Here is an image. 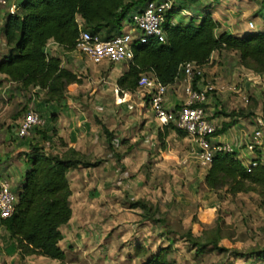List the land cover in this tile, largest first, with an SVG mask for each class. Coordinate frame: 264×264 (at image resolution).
Segmentation results:
<instances>
[{
  "label": "rangeland",
  "instance_id": "rangeland-1",
  "mask_svg": "<svg viewBox=\"0 0 264 264\" xmlns=\"http://www.w3.org/2000/svg\"><path fill=\"white\" fill-rule=\"evenodd\" d=\"M209 1L204 0V3L210 6ZM221 4L219 6L225 9L234 5L232 19L244 22L247 29L248 23L252 22L254 28L249 31L264 29V0H230ZM0 14L5 16L2 9ZM184 18L188 20L190 17L185 15ZM1 26L0 21V58L7 51ZM47 51L59 57L64 67L82 77L83 83L78 88L67 90L66 100L70 102L67 108L85 112L89 117L94 137L90 153L92 158L98 156L104 162L83 177L86 180L84 185L77 183L76 171H70L69 179L75 181L70 202L72 217L62 230L60 243L66 259L59 262L29 256L19 258V264H142L143 255H137L136 247L145 242L147 253L156 252L159 247L166 246L167 241L160 237L162 229L159 226L143 222L135 214L138 211L130 210L128 202L137 199L159 203L161 212H166L168 226L180 235L191 230L193 238L202 242L220 222L221 235L229 250L246 252L264 246V213L258 208L259 197L249 193L219 199L204 188L201 183L203 172L194 156L196 148L174 134L164 139L163 147L162 141L158 140L160 126L148 105L143 107L142 104L141 92L145 91L138 89L129 100L118 91L115 81L127 69L126 65L97 66L75 53L66 57L52 48ZM238 60L237 55L222 51L205 69V76L214 69L215 75L209 80L218 76L220 71V83H235L247 99L244 103L237 94L233 100H230L231 96L218 98L215 93L209 97L214 98L208 107L215 108L211 118L217 119V130L229 120L235 124L246 121L250 128L256 119L264 123V81H246V74L239 72ZM0 89L3 91H0L1 141L13 135L25 112L46 103L37 89L21 90L6 80H0ZM232 111H241L243 115L226 116ZM101 125L113 133V148L123 158L116 160L112 152L105 149ZM13 137L3 145L14 143ZM244 145L242 143L238 150L244 149ZM9 184L15 192L20 186V182ZM93 189L98 190L97 197H89L88 191L92 193ZM166 204L170 206L166 207ZM175 247L179 249L174 254L177 262L181 261L182 252L193 255L183 240L176 242ZM189 264H264V260L234 259L227 254L217 256L211 253L195 258Z\"/></svg>",
  "mask_w": 264,
  "mask_h": 264
},
{
  "label": "trees",
  "instance_id": "trees-1",
  "mask_svg": "<svg viewBox=\"0 0 264 264\" xmlns=\"http://www.w3.org/2000/svg\"><path fill=\"white\" fill-rule=\"evenodd\" d=\"M148 1L19 0L16 13L5 14L2 21L1 34L7 51L0 58V75L21 90H39L44 102L58 104L65 99L67 90L70 87L78 88L83 79L63 67L59 57L48 54L47 43L53 41L62 51L72 53L80 25L102 39L112 38L121 33L130 14L142 9ZM182 8L180 3L174 1L168 18L178 15ZM219 28L220 24L210 13H206L198 23L190 15L187 22L166 24L164 43L155 39L145 44L134 42L133 58L115 81L118 91L125 100H129L130 95L138 89L140 75L147 72H151L161 84L171 86L177 80L184 79L182 66L185 63L195 62L205 66L212 53L222 51L238 54L241 74L264 73V31H248L237 37L228 32H219ZM142 104L143 107L147 106V100L142 99ZM236 115L242 116L243 112L232 111L226 116ZM234 124L233 120L226 121L214 136L223 134ZM100 128L107 151L113 152L116 160H119L121 156L114 151L112 144L113 133L104 125ZM171 133L185 137V133L174 124L164 125L158 132V140L162 141L163 147L164 139ZM255 152L257 165L250 172H247L236 152L215 154L203 173V184L219 199L254 193L259 197L258 208L264 213V162H261L260 152ZM25 159L27 168L16 191L14 213L0 221L12 240L8 254L19 250L20 258L41 256L63 262L66 253L59 245L63 240L60 228L66 226L72 217L67 173L76 169L97 168L104 161H90L73 149L60 157L32 141L28 143ZM95 193L89 196L95 197ZM128 205L130 210L138 211L135 214L143 222L159 226L162 229L160 237L167 241V245L159 247L156 252L147 253L145 242L136 247L137 255H143L142 264H189L195 258L211 253L217 256L227 254L234 259L264 260V246L246 252L229 250L221 235L220 222L200 242L193 238L191 230L180 235L169 227L166 212H161L159 203L137 199L129 201ZM165 206L169 207L170 204ZM181 240L185 241L193 255L187 256L186 251L182 252V259L177 262L174 254L179 249L175 243Z\"/></svg>",
  "mask_w": 264,
  "mask_h": 264
},
{
  "label": "built area",
  "instance_id": "built-area-1",
  "mask_svg": "<svg viewBox=\"0 0 264 264\" xmlns=\"http://www.w3.org/2000/svg\"><path fill=\"white\" fill-rule=\"evenodd\" d=\"M175 0H150L140 10L132 12L124 22L121 33L109 39H102L79 26L75 49L72 53L78 54L93 65H126L132 60V45L134 42L147 43L155 39L159 43L165 42L166 24L174 25L175 16L168 18V12L174 7ZM0 9L6 15L15 14L17 2L14 0H0ZM188 15V13H186ZM248 28L253 29L252 22ZM184 74V101L177 110H170L166 106L168 87L161 84L151 73H143L138 79V89L141 98L147 100V105L162 127L174 124L177 129L185 133L194 144V156L200 169L205 173L213 157L219 152H232L228 144L215 142L214 134L217 126L211 121L207 102L214 93H229L239 95L242 102L247 99L241 94L240 88L234 83H227L218 88L215 81L204 79V66L195 62H188L182 66ZM246 81H264V75L248 73ZM137 89V90H138ZM44 127V119L34 111L23 114L20 123L14 129L19 138L30 135L32 130ZM246 156L243 165L250 172L257 165L256 150L264 149V123L256 119L253 129L244 145ZM246 158V159H245ZM17 202L16 192L12 189L6 178L0 179V221L8 219L15 210Z\"/></svg>",
  "mask_w": 264,
  "mask_h": 264
},
{
  "label": "crops",
  "instance_id": "crops-1",
  "mask_svg": "<svg viewBox=\"0 0 264 264\" xmlns=\"http://www.w3.org/2000/svg\"><path fill=\"white\" fill-rule=\"evenodd\" d=\"M15 2H18L19 0H14ZM229 2L230 0H210L209 2L211 5H207L204 3V0H175V2L180 3L183 8L179 12L178 15H180V18H178V15L175 16V22H187L188 20L185 19V15L189 16L192 15L194 18L195 22H199L202 17L206 13H210L211 16L213 17L214 20H216L220 24L219 32H228L231 35L240 37L246 32L249 31L245 26V23L240 21L239 23L233 18L232 19V13H234V10L236 9L234 5H231L229 9L221 8L220 6L222 5L221 2ZM234 1V0H231ZM220 2V3H219ZM227 4V3H225ZM220 5V6H219ZM188 12H187V10ZM191 11V12H190ZM4 12V11H3ZM181 13H184L183 15ZM188 13V15L186 14ZM190 14V15H189ZM223 16V18L219 16ZM182 16V17H181ZM5 16H2L0 14V21L2 22ZM81 23V20L78 21ZM254 31V30H253ZM263 30H259L256 32H261ZM48 48H52L54 50L61 51L63 55L67 57L69 53L62 51L57 44H55L53 41H49L46 46V52H48ZM224 53H231L234 55H237L235 52H226L223 51ZM49 53V52H48ZM50 54V53H49ZM51 55V54H50ZM219 55V52H214L212 53L209 62L204 66V79L209 80L208 78H211L214 73L212 71H208V76H205V69H208L209 65H211L212 60L214 58H217ZM53 56H55L53 54ZM239 58V57H238ZM62 63V62H61ZM239 65V60L237 61ZM63 66V65H62ZM124 65H122L123 67ZM64 67V66H63ZM66 68V67H65ZM121 70V68H119ZM123 72V71H122ZM121 72V73H122ZM216 72V71H215ZM219 75L212 78V81H215L216 85H218L221 81V75ZM210 76V77H209ZM0 80H4V76L0 75ZM230 82V81H229ZM227 82V83H229ZM225 83H220L217 87L221 88L222 86L227 84ZM183 85H184V79L182 80H177L173 85L168 87L167 95H166V106L170 110H177L179 109L180 105H182L184 101V93H183ZM72 89H76L73 87H70ZM1 93L3 92L2 89H0ZM216 97H228L231 96L230 100L234 99V94H229V93H215ZM213 95V96H214ZM214 101V98H209L207 102V110L209 111L210 117H212V112L215 111L214 107H208L209 104H211ZM46 103L40 104V107L37 109H34V111L38 112L42 118L44 119V127L41 129H34L30 133L29 136L24 137L23 140H20L16 137V133L14 131L13 135L10 134L9 138L10 139L12 136H14V143L12 141L8 143L9 145H3V143H7V138H3L0 141V172L3 174L2 178H6L8 182H12L14 185L17 182H22V178L24 175V172L27 168L26 166V159H25V154L28 152V143L29 141L38 143L44 147V149L49 153L52 154H57L60 157L65 156V154L68 152L69 149H73L77 153L81 154L86 159H89L90 161H94L95 157L92 158V154L90 153V150L93 149V133H92V127L90 125V120L89 117L85 114V112L78 111L74 109H69L67 106H69L70 102L69 100H66V97L63 101L60 103ZM215 105H218V102L215 103ZM211 121L216 125L217 119L210 118ZM224 122V121H222ZM226 122V121H225ZM160 126V125H159ZM248 123L246 121L244 122H237L233 127H231L229 130L224 132L223 134L216 136L215 137V142L218 143H223V144H228L231 146L233 151H235L238 154L239 159L243 160L244 157L246 156L245 149H239V146L242 145V143H246L251 131L252 127L250 128ZM162 127L160 126V130ZM42 132V134H41ZM100 133L102 134L101 128H100ZM39 134V136H38ZM176 136L175 133H171ZM170 134V135H171ZM169 135V136H170ZM44 136V138H43ZM185 141L189 142L191 146H194V144L186 137H184ZM20 141V142H19ZM52 141L51 143H49ZM105 141V139H104ZM105 143V142H104ZM106 144V143H105ZM5 147L3 148L2 147ZM48 146V148L46 147ZM192 148V147H191ZM106 149V145H105ZM107 150V149H106ZM115 151V150H114ZM110 152V151H109ZM116 152V151H115ZM261 155V162H264V149L259 150ZM119 154V153H118ZM112 155L114 156L113 152ZM120 155V154H119ZM245 155V156H244ZM121 158H123V155H120ZM255 156L257 157L256 153ZM98 157V156H97ZM96 159H101L97 158ZM12 158V159H10ZM120 158V159H121ZM116 159V158H115ZM103 164V163H102ZM101 164V165H102ZM20 165L22 167H20ZM100 165V166H101ZM98 168V167H97ZM96 168H89V169H76L73 171H76V181L78 184L84 185L86 180L83 177H87L91 171H94ZM69 173H67V179L70 185L71 189V197H70V202L72 198V193H73V187L75 185L74 178L71 180L69 179ZM83 179V180H82ZM85 181V182H84ZM202 185L205 188L203 184V179H202ZM95 193V197H97L99 192L96 191V189H93V192ZM91 194L88 191V195ZM90 197V196H89ZM71 207V205H70ZM71 209H73L71 207ZM68 225V224H67ZM65 227V226H64ZM61 227V233L63 232V228ZM63 235V233H62ZM12 243V240L9 238L8 234L6 233L5 229L3 226L0 224V264H19L21 263L20 256H19V250L14 252L13 254H8L10 251V245ZM61 243V242H60ZM59 243V245H60ZM62 248V247H61ZM28 257V256H26ZM23 257V258H26ZM20 258V259H19Z\"/></svg>",
  "mask_w": 264,
  "mask_h": 264
}]
</instances>
